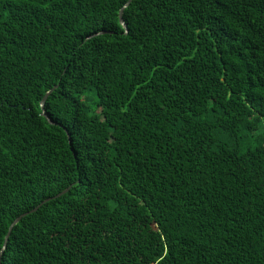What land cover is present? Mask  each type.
Listing matches in <instances>:
<instances>
[{
	"label": "trees",
	"instance_id": "obj_1",
	"mask_svg": "<svg viewBox=\"0 0 264 264\" xmlns=\"http://www.w3.org/2000/svg\"><path fill=\"white\" fill-rule=\"evenodd\" d=\"M127 2L0 0V264H264V0Z\"/></svg>",
	"mask_w": 264,
	"mask_h": 264
},
{
	"label": "water",
	"instance_id": "obj_2",
	"mask_svg": "<svg viewBox=\"0 0 264 264\" xmlns=\"http://www.w3.org/2000/svg\"><path fill=\"white\" fill-rule=\"evenodd\" d=\"M132 2V0H128V2L126 3V5L122 8V10L120 11V22H121V24L123 25V27L125 28V30H126V26H125V24L123 23V21H122V18H121V14H122V12H123V10L126 8V7H128L129 5H130V3ZM47 96H48V94L46 95V97L43 99V101L41 102V109H42V111H43V106H44V102H45V100H46V98H47ZM42 116H44V117H46V115H45V113L44 112H42V114H41ZM36 209H34L33 211H35ZM32 211V212H33ZM26 214H24V215H22V216H20L19 218H17L13 223H12V225L10 226V228H9V232H8V234H7V236L5 237V240H4V245H3V248H2V250L0 251V256H1V254H2V252H3V250L6 248V245H7V241H8V238H9V236H10V233H11V230H12V228L25 216Z\"/></svg>",
	"mask_w": 264,
	"mask_h": 264
}]
</instances>
